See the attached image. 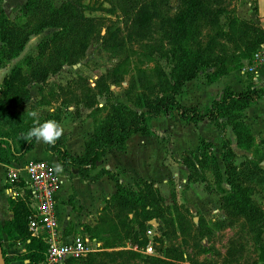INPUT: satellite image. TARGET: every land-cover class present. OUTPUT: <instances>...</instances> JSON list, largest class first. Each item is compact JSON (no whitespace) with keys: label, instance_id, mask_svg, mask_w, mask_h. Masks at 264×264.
Returning <instances> with one entry per match:
<instances>
[{"label":"rangeland","instance_id":"374dc122","mask_svg":"<svg viewBox=\"0 0 264 264\" xmlns=\"http://www.w3.org/2000/svg\"><path fill=\"white\" fill-rule=\"evenodd\" d=\"M131 1L39 0L38 5L43 8L70 3L79 15L93 19L83 53L74 58L72 63H63L56 73L48 75L41 92L37 90L39 83H30L26 86L29 98L31 99L32 95L31 100H34L31 101L33 102L31 111H37L41 121L48 120L47 115L53 113L56 108L62 112L65 135H71L69 146L76 144L81 137L80 134L82 138H86L101 123L107 121L109 104H120L130 110H139L135 101L144 91L142 86H145L148 79L154 85V92L162 93L171 82L170 71L178 56L186 54L213 57L221 60L228 69L235 68L236 71L244 72H249L252 66L258 67L260 64L254 54L262 49L261 45H264V28L250 17L255 0H225L222 5L224 11L218 16L217 22H206L200 18L191 20L187 38L175 47L164 39L160 40L158 33L151 38L126 40L125 35L131 18ZM23 3L24 0H0L4 13L15 23L24 20ZM180 9V0H168L165 5L157 8L153 22L158 25L160 18L172 17ZM37 10L38 8H35V11ZM243 22H252L255 26H260L261 31L249 30L245 36H240L238 32L244 26ZM56 29L45 28L29 36L23 48L14 54L3 52L4 48L0 41V102L2 108L13 113L15 120L11 126L0 124L1 137L6 142L3 148L7 154H13L9 150L10 145L19 150L20 145L12 139V133L17 126H21L28 119L23 117V112L29 107V104L21 106L15 104L14 95L17 94L20 86L19 83H15L11 89L6 90L7 76L12 70L23 69L22 60L28 56H36L39 52V43L46 41ZM70 38L71 34H67L63 41H70ZM242 50L245 57L239 53ZM118 58L122 63L120 67L125 68L126 72L120 82L109 86V101H106L105 97H97V108L91 112L89 108L83 107L76 101L81 94L82 84H85L84 81L87 84L91 83L98 74L111 68ZM236 59L238 61H235ZM211 70L213 69L201 68L193 79L183 84L181 92L175 98L184 105H194L200 110L207 107L210 100L219 97L221 93V90L214 91L207 87L209 84L206 83L204 75ZM246 74L247 77L250 76V73ZM254 83L255 86L264 87V66L258 69ZM222 84L220 80L215 86L219 87ZM131 85L133 87H130ZM74 106H78L79 113L72 116ZM151 129L150 135L135 134L145 139L141 143L140 154L134 157L136 160L122 161V164L132 170L129 169L128 173L132 172L131 176L135 177L133 184L127 187L136 190L140 180L151 182L162 197V205L170 206L175 203L178 206L179 214L184 215L187 221V232L184 234L178 232L175 224L176 212L172 209L165 210L164 217H153L143 221L139 209L129 211L117 209L112 204L105 206L104 200L109 196L102 198L84 213H81V207L72 205V199L68 198L65 204L70 205L71 208L65 215L67 217L71 215L73 218L70 217L65 224L66 205L62 199L71 182L68 176L61 174L60 187L54 194L55 214L60 224H65V232L82 236L88 247V251L80 258L66 260L61 264H229L225 260L230 248L237 258L232 262L233 264H264V251H262L264 180L243 183L249 188L248 195L256 210L247 215L223 213L219 208L220 189L212 182L209 175H206L205 181L186 182L187 170L180 162L182 156L194 152L200 139L198 135L213 141L216 140V136H220V131L218 130L217 133L213 125L207 121H201L197 127L182 123L178 120L175 111H171L168 116L153 118ZM223 134L234 152V164L238 165L247 159L252 162L258 161L257 166L264 171V162L260 160L257 150L255 153L252 151L253 145L249 149L237 148L234 141L230 140V137H234L229 127L224 128ZM261 143L264 145V141ZM211 150L217 157L221 152V149L219 153L218 149ZM37 153L38 151H34L33 154L37 155ZM115 161V157H108V162L112 166ZM219 167L220 170L223 169L220 162ZM123 179L128 181V175H124ZM77 187L85 204L86 198H90L94 191L88 189L86 185L83 187L82 183H78ZM220 187L226 189L223 181ZM106 189L105 184L102 183L95 190L104 193ZM170 191H173V197L170 196ZM104 206L105 210L102 209ZM185 207L188 213L184 211ZM76 216L84 218L75 221ZM74 225L76 227H73ZM147 228L152 229L150 239L154 252L151 256L137 251L140 248L137 243L143 240L147 242L149 239L145 233ZM123 231H128L126 237L115 238L122 235ZM106 237L110 238L107 240ZM14 239L13 237L7 239L3 233L0 234L3 264L4 258L7 259L5 264H10V260L5 255V244L14 241L17 243ZM130 250L135 251L136 255L128 253Z\"/></svg>","mask_w":264,"mask_h":264},{"label":"trees","instance_id":"16d2710c","mask_svg":"<svg viewBox=\"0 0 264 264\" xmlns=\"http://www.w3.org/2000/svg\"><path fill=\"white\" fill-rule=\"evenodd\" d=\"M166 2L168 0L141 2L132 0L131 18L125 35L126 40L151 38L158 33L160 40H166L172 47L178 46L180 41L187 38L191 20L200 18L206 22H217L218 16L224 11L222 5H224L225 0H180L181 9L172 17L160 18L158 25H156L153 22L156 10L165 5ZM38 4L39 0H24V20L20 23L11 21L0 5V41L4 48L3 52L17 53L23 48L29 36L37 34L45 28H57L46 41L39 43V52L36 56H28L22 60L23 69L12 70L7 76L8 86H6V90L11 89L15 83H19L20 86L17 94L14 95L15 104L18 106L29 104V107L25 110L26 112H23V117H28V119L21 126H17L12 133V139L20 145L19 150L10 145L9 150L13 154H7L3 148L6 142L0 133V163L4 164H9L20 158L32 148L35 141L33 139L31 142H26L23 138L24 134L34 126L33 118L28 115L33 102L29 98L26 86L30 83H39L40 86L37 90L41 92L42 85L48 75L56 73L63 63H72L74 58L83 53L87 44L86 39L93 25L92 18L79 15L70 3L65 2L58 6L45 8ZM35 8L38 10L35 11ZM243 23L244 26L238 32L240 36H245L249 30L261 31L260 26H255L252 22ZM67 34H71L70 41H63ZM239 53L245 57L243 50ZM176 59L177 61L170 71L171 82L163 89L162 93L154 92V85L150 79L145 82V86H142L144 91L135 101L139 110H130L120 104H109L107 121L101 123L88 135L79 155H72L67 151L64 145V135L55 145L44 144L43 148L46 152L56 156L57 163L63 166V170L67 166L74 167L80 179L94 181L100 176L106 175L107 178L113 180L115 191L104 200L105 206L112 204L117 209L129 211L139 209V215L143 221H148L153 217H164L165 210L172 209L176 212V228L179 233L184 234L188 229L184 215L179 214L178 206L175 203L170 206L162 205V197L151 182L142 179L140 184L136 186V190H133L119 183L108 169L99 168L94 173L91 172L94 169L95 161L99 160L106 150L123 151L126 147V141L131 135L136 133L150 135L152 133L151 120L153 118L168 116L171 111H175L178 120L185 124L207 120L220 131V138L222 139L219 160L211 150V142L204 138L199 139L196 153L191 152L181 157L180 162L187 170L186 182L205 181L206 175H209L212 182L220 189V211L230 215H247L256 210L248 195L249 188L243 183L264 180V171L257 166L258 161L252 162L247 159L238 165L234 164V152L223 131L225 127H229L237 148L249 149L253 145V136L248 125L243 121V115L244 110L251 104L258 99L264 100V88L247 86L242 90L233 91L229 86H225L222 88L219 97L212 99L203 110L194 105H184L175 96L181 92L183 84L193 79L201 68L202 70L213 69L210 72H205L206 83L213 82L219 76L235 68L224 67L221 60H216L213 57L185 54ZM119 60L120 58L111 68L98 74L91 83L87 84L83 80L85 84H82L81 94L76 100L79 104L89 108L92 112L97 108V97L102 96L106 98V101H109V86L120 82L122 75L126 72L125 68L120 67L122 63ZM78 109V106H74L72 116L79 113ZM47 117L48 120L60 122L62 112L56 108ZM14 121L13 113L2 108L0 102V124L5 123L11 126ZM45 121L40 120L41 123ZM252 151L254 152L255 149L253 148ZM219 162L222 163V170H220ZM222 181L226 185V189L220 187ZM206 187L208 186L206 185ZM170 196H174L173 191H170ZM111 201L112 203H110ZM7 206L11 212V218L0 224V234L4 233L7 239L13 237L17 243L23 244L24 252L18 254L16 258L27 260V264L40 261L45 245L41 239L31 236L27 230L29 211L24 199L17 195L9 197ZM105 206L102 208L103 210H105ZM184 211L189 212L186 207ZM127 232L123 231L122 235L115 238L122 239L126 237ZM109 238L106 237L107 240ZM145 244L146 240L137 243L140 247ZM128 253L136 255V252L132 250ZM236 260L233 249L230 248L225 261L231 264ZM6 261L7 259L4 258V264Z\"/></svg>","mask_w":264,"mask_h":264},{"label":"crops","instance_id":"0c3cea01","mask_svg":"<svg viewBox=\"0 0 264 264\" xmlns=\"http://www.w3.org/2000/svg\"><path fill=\"white\" fill-rule=\"evenodd\" d=\"M250 17H251L252 21L256 22V24L258 23V25H260L262 28H264V0H255V5H254V8H252V10H251ZM262 66H264V63H260L258 67L252 66L251 71H249V72H244L241 70L236 71L235 69L231 70L228 73L219 76L213 82L207 83V84H209V85H207V87H208V89L212 88L214 91L216 90L219 92L225 86H229L233 91L242 90V89L246 88L247 86L258 87V86H255L254 78L258 74V69ZM246 73H248V74L250 73V76L247 77ZM220 80H222L223 84L220 85L219 87H216L215 84L217 82H219ZM248 83H251V85H247ZM259 88H264V87H259ZM31 99H33L32 95H31ZM212 99H214V98H212ZM211 100H210V102H211ZM31 101H34V100H31ZM60 120L61 121L59 123L61 125H63V121H62L63 119H60ZM202 121H207V120H202ZM243 121L245 124L248 125V127L250 128L251 134L253 136L252 150H253V148L255 149V151L257 150V152L259 153L260 160H262L264 162V148H263L264 145H262V143H261L264 141V100L263 99H258L255 103L251 104L249 107H247L244 110ZM200 122L189 123V125H192L194 127L196 125V127H197L200 125ZM209 124H211V123H209ZM218 132L219 131L217 130V133ZM136 134H138V133H136ZM63 135H64V145H65V148L67 149V151L69 153H71L72 155H79L83 150L84 141L86 140L87 137L82 138V134H80L81 137L78 141H76V144L74 146H69V144H70L69 140L71 138V135H67V134L65 135V132ZM198 137L204 138V139L210 141L209 139L202 137L200 135H198ZM230 140L232 142V141H234V138L230 137ZM143 141H145V139L140 137L139 135H137V136L135 134L131 135L127 139L126 147L123 151L115 150V149L106 150L105 153L101 156V158L99 160L95 161L94 169L91 172L94 173L99 168H105V169H108L110 172L113 173L114 177L116 178V180L119 183H121L125 186L133 184L135 177H134V175L131 176L132 172H130V174L128 173V170L130 168H128L127 166L122 164L123 163L122 161H124L125 159L136 160L134 157L136 156V154H138V155L140 154V152L142 150L141 143ZM210 142L212 144V148L218 149V153H219V151H220L219 149H221V143H222L220 136L219 137L216 136V140H213ZM43 145H44V143H37L36 141H34L32 148L30 150H28L26 153H24L16 161L10 162L9 164L0 163V224H3V222L5 220H8L11 218V212L9 211L8 206H7V199L9 197H12L13 193L20 192L18 188L10 189L8 187V184L6 183V180H5L6 170L7 169L17 170L20 175H23V166H24L26 161L31 160V159L45 160V161L49 162L53 167L57 163L56 156L46 152L43 148ZM197 145H196V149H197ZM36 146H37V148H35ZM196 149L194 148L193 153L197 152V151L195 152ZM34 151H38L37 155L33 154ZM255 151H254V153H255ZM108 157H115L116 161H115L114 166H112L108 162ZM218 157L216 156L217 159H218ZM118 161H120V162H118ZM61 174L68 176L70 179V182H71L70 183L71 186H68L67 191L64 193V197L62 199L64 204L68 198H71L72 199L71 204L81 207V213H84L87 209H91L95 203L100 202V200H102V198L103 199L107 198L109 195H111L115 191L114 181L107 178L106 175H102L94 181H91L89 179H80L77 176L76 169L74 167H71V166H67L65 168V170H63L62 173L58 174L59 179H60ZM124 175H128V177H129L128 181H124V179H123ZM60 181H61V179H60ZM60 183H59V185H60ZM78 183H82L83 187L86 185V187L88 189H90L91 191H94L93 193H91L90 198L89 197L86 198L85 204L82 201L80 191L77 187ZM102 183H104L106 188H107L104 193H101V192L95 190L96 187ZM59 187H58V189H59ZM58 189L56 190V192L54 194L57 193ZM65 205H66V208L64 210V216L66 219L65 224H67L69 221V218L70 217L73 218V217L71 215L69 217H67L65 215L66 213L69 212V208H71L70 205H67V204H65ZM55 208H56V201H55V205H54V211H55ZM56 218H57V216H56ZM83 218L84 217H82V216H78V218L76 216L74 219H75V221H78L77 219H83ZM57 224H58V229L60 230V232L63 236V240L67 241V240H69V238L71 236L78 235L76 233L74 234L71 232L66 233L65 232L66 227L64 226L65 224L61 225L59 219H57ZM73 227H76V225H74ZM4 236H6V235L4 234ZM22 252H24L23 244H19V243H15V242L14 243L12 242L10 244H8V243L5 244V255L7 256L8 260H10V262H9L10 264H27V260L18 259L16 257L12 256L14 254H20Z\"/></svg>","mask_w":264,"mask_h":264},{"label":"built area","instance_id":"2783aa9c","mask_svg":"<svg viewBox=\"0 0 264 264\" xmlns=\"http://www.w3.org/2000/svg\"><path fill=\"white\" fill-rule=\"evenodd\" d=\"M261 47L254 56L260 63H264V45ZM5 180L10 189L18 188L20 191L13 193L12 197L17 195L25 201L29 211V234L41 239L45 245L42 259L34 264H61L68 259H78L88 251L82 236L74 235L65 241L58 229L54 193L59 187L60 179L49 162L42 159L28 160L23 166V175L17 170L8 169ZM145 233L149 239L137 251L144 255H153L150 239L152 229L147 228ZM133 249L136 250L135 247Z\"/></svg>","mask_w":264,"mask_h":264},{"label":"clouds","instance_id":"9594fccd","mask_svg":"<svg viewBox=\"0 0 264 264\" xmlns=\"http://www.w3.org/2000/svg\"><path fill=\"white\" fill-rule=\"evenodd\" d=\"M28 115L33 118L34 126L24 134L23 138L26 142H31L33 139L37 143H44L48 145H55V143L63 136L64 127L56 120H46L41 123L39 113L37 111H30ZM56 173L63 172V166L59 163L54 165Z\"/></svg>","mask_w":264,"mask_h":264},{"label":"water","instance_id":"95a60500","mask_svg":"<svg viewBox=\"0 0 264 264\" xmlns=\"http://www.w3.org/2000/svg\"><path fill=\"white\" fill-rule=\"evenodd\" d=\"M0 264H3L2 256H1V250H0Z\"/></svg>","mask_w":264,"mask_h":264}]
</instances>
